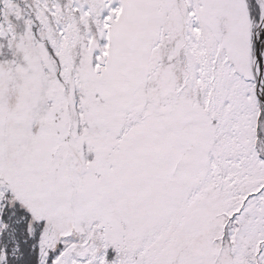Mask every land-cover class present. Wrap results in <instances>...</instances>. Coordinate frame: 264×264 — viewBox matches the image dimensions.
Returning a JSON list of instances; mask_svg holds the SVG:
<instances>
[{
	"label": "snow or ice",
	"instance_id": "1",
	"mask_svg": "<svg viewBox=\"0 0 264 264\" xmlns=\"http://www.w3.org/2000/svg\"><path fill=\"white\" fill-rule=\"evenodd\" d=\"M0 264H264V0H0Z\"/></svg>",
	"mask_w": 264,
	"mask_h": 264
}]
</instances>
